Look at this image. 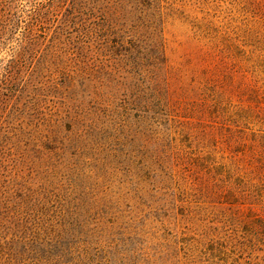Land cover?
Returning <instances> with one entry per match:
<instances>
[{"label":"rangeland","instance_id":"rangeland-1","mask_svg":"<svg viewBox=\"0 0 264 264\" xmlns=\"http://www.w3.org/2000/svg\"><path fill=\"white\" fill-rule=\"evenodd\" d=\"M48 1L0 0V79ZM78 2L0 82V264H264V0Z\"/></svg>","mask_w":264,"mask_h":264},{"label":"trees","instance_id":"trees-1","mask_svg":"<svg viewBox=\"0 0 264 264\" xmlns=\"http://www.w3.org/2000/svg\"><path fill=\"white\" fill-rule=\"evenodd\" d=\"M80 7L81 6L78 0H58L57 2L50 0L41 7L34 8L23 31L24 42L22 43V47L18 51L16 58L11 59L5 66L0 82L12 85L16 79L20 78V74L25 73V82L28 84L32 79L33 73L38 69L41 57L43 55H49L51 58L50 62H52V64H56L58 61H60V54H56L54 49L57 47V43H59L65 31L67 32L69 26L72 24L79 25L80 22H82L78 19L79 12L81 11ZM81 26L82 29L87 28H83L82 24ZM77 30H80V28L78 27ZM70 38L71 35H68V43L73 42L79 52V55H85V53L81 51L79 45L83 37L77 36L76 39L71 38V40ZM37 50H39L38 57L40 58H37L35 63L33 61L31 65L23 64L22 61L24 58L27 55L30 56L34 51ZM79 66L81 67V65ZM80 67L75 64V66H73L72 74H68L70 72L62 74L61 83H67V76H69L70 79L73 77H80L83 79L85 76L79 74L82 71ZM23 68H25V70H23ZM72 119L74 118L72 117ZM24 215L25 218L23 220L25 223H22L19 220L16 222V225L14 224V226H16V228L21 227L23 230H27V216L26 214ZM16 217L17 211L15 214L11 215V219L15 220Z\"/></svg>","mask_w":264,"mask_h":264}]
</instances>
